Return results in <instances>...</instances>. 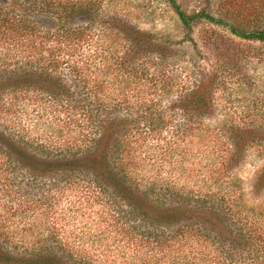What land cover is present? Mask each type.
Listing matches in <instances>:
<instances>
[{"label": "trees", "instance_id": "trees-1", "mask_svg": "<svg viewBox=\"0 0 264 264\" xmlns=\"http://www.w3.org/2000/svg\"><path fill=\"white\" fill-rule=\"evenodd\" d=\"M167 1L187 33L204 19L240 40L264 42L263 3L218 0L214 15L207 9L186 13L176 0ZM107 8L106 0H0V95H46L58 113L73 117L77 129L62 144L0 130V264H93L60 236L62 197L78 189L90 197L108 194L116 222L138 244L146 243L143 264H264V204L248 205L229 175L254 144L264 152V127L225 120L218 138L219 180L199 175L178 185L139 173L148 141L204 142L198 131L215 114L224 72L241 75L240 63L249 55L237 47L234 61L193 63L183 70L179 89L155 90L161 78L176 76V49ZM215 35L213 48L222 54L220 46L233 40ZM94 37L106 40V49L121 40L112 63L116 75L146 74L152 92L138 89L127 96L128 86L112 82L114 73L110 83L117 91L107 101L97 78L88 85L76 59ZM105 69L109 73V63ZM263 189L264 165L251 193Z\"/></svg>", "mask_w": 264, "mask_h": 264}, {"label": "rangeland", "instance_id": "rangeland-1", "mask_svg": "<svg viewBox=\"0 0 264 264\" xmlns=\"http://www.w3.org/2000/svg\"><path fill=\"white\" fill-rule=\"evenodd\" d=\"M176 1L186 13L207 9L215 15L218 0ZM239 1L247 3V0ZM251 2L258 6L264 4V0ZM106 5L110 13L121 16L139 30L160 36L176 49L174 61H177L171 66L176 76L171 79L161 78L155 90L161 85H166L164 90L168 93L179 89L181 78L193 63L208 67L225 58L234 61L236 54L232 52L237 47L245 49L246 55H249L246 61L240 63L241 75L224 72L223 83L214 96L217 105L215 114L204 119L198 131L204 135L203 143L194 140L177 144L171 139H162L156 143L154 139L148 141L140 155L145 158L144 167L139 169L140 174H153L178 185L192 183L199 175L208 176L210 182L219 180L223 175L218 171L222 155L218 138L223 133L225 120L264 127V42L240 40L229 35L225 28L204 19L192 25V30L187 33L167 0H106ZM215 33L233 40L231 46H220L222 54L218 52L219 49L213 48L212 41L217 38ZM88 44L79 49L83 57L76 59L77 63L80 61L76 65L80 76L90 80L88 85L92 84L93 78H97L100 86L98 91L102 93L101 97L105 95V101L110 95L114 97L117 91L110 83L113 73L116 78L113 77L112 82L128 86L127 96L138 89L146 95L152 92L153 84L146 74L142 78L138 74H129L130 71L126 75L122 72L116 75L118 70L112 63L122 49L121 40L110 44L109 49H106L107 41L103 38L94 37ZM108 63L109 73L105 69ZM133 95L136 96V93ZM46 98V95L40 96L36 92L24 90L0 95V130L24 132L27 137L47 144H62L74 139L77 129L73 117L61 111L58 113L55 107L45 101ZM259 145L254 144L246 152L241 165L229 173L232 183L238 184L235 189L243 191L246 203L255 207L264 204V189L258 195L251 193L254 176L264 165V152ZM78 191L66 193L62 197L63 202L59 206L64 211L59 223L60 236L68 239L73 247L78 248L77 251L90 257L93 264H143L147 252L146 243L138 244L140 241L130 237L122 229L123 226L116 222L109 202L105 200L108 194L90 197L89 193H83L80 189ZM69 199L73 201H70L72 206Z\"/></svg>", "mask_w": 264, "mask_h": 264}]
</instances>
